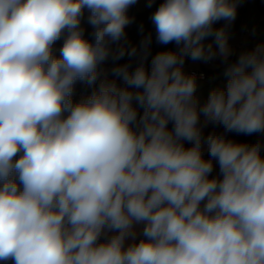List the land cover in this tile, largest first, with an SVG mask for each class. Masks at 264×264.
<instances>
[{
  "label": "clouds",
  "instance_id": "1",
  "mask_svg": "<svg viewBox=\"0 0 264 264\" xmlns=\"http://www.w3.org/2000/svg\"><path fill=\"white\" fill-rule=\"evenodd\" d=\"M136 3L0 0V262L264 264V142L203 132L264 133V44L240 53L198 108L184 57L227 61L228 34L213 26L236 18V0H164L150 17L157 43L182 47L158 52L150 71V35L111 48ZM138 52L134 69L111 70L125 87L105 77L73 103L77 81L94 85L110 56Z\"/></svg>",
  "mask_w": 264,
  "mask_h": 264
},
{
  "label": "trees",
  "instance_id": "2",
  "mask_svg": "<svg viewBox=\"0 0 264 264\" xmlns=\"http://www.w3.org/2000/svg\"><path fill=\"white\" fill-rule=\"evenodd\" d=\"M254 1L258 9L260 10V12L264 13V0H254ZM163 2L164 0H153L151 7H146L144 9H141V11L134 10L132 9V7H130L128 9L127 14L131 18L132 22L128 26H126L125 36L121 39V41L111 45L113 52H115L122 46L125 47L126 49H130L132 46H136L139 49L141 40L150 35L151 36L150 52H149V55L147 56V59L144 61V66L146 70L150 71L151 70V60L158 52L165 51V50H172L175 52L179 51L182 45H177L175 42H172L169 44H159L157 43V40H156L155 26L152 23L150 17L157 10L159 5ZM244 9H245L244 6L239 7L237 14H236V18L233 21H231L230 27H232L231 28L232 30H236L239 27V23L242 18ZM88 17H89V11L85 9L84 15L81 19V27L84 29L85 38L91 41L92 40L91 33L93 32V27L92 25L88 23ZM222 22H224V20L216 22L213 27L215 28L216 25ZM251 30H252L253 36L255 35L260 40L259 44H264V19H262L259 23L254 24ZM208 38H211V37H208ZM255 47L256 46L249 47V49L252 50ZM188 58L190 57L185 56L184 60ZM233 59L230 58L227 61V63L229 64L230 62H233ZM234 60L236 62L237 58H235ZM128 62H131V66L134 69L140 62V53L138 52L137 56H134V57H129L128 55H125L122 59L118 61H114L111 56L108 58V60H106V64L111 69L115 66V64H124ZM116 83L119 86L121 85L122 87H125L123 81L118 78H116ZM207 99L204 100L203 104L207 102ZM73 103H77V102L73 100ZM138 111L140 114H142L143 109L140 108ZM168 127L169 128L172 127L171 123L168 125ZM219 128L221 129L222 134L225 135L227 139H231L237 142H246L249 144L255 143L257 140L264 142V133H256L253 135H243V134H237L235 132L225 133L222 125H219ZM185 146L190 147L191 145L185 142ZM262 155H264V152H262ZM204 156L205 158H207L208 157L207 153H205ZM142 238L143 237L140 236L139 239H142ZM0 264H4V262H0Z\"/></svg>",
  "mask_w": 264,
  "mask_h": 264
},
{
  "label": "crops",
  "instance_id": "3",
  "mask_svg": "<svg viewBox=\"0 0 264 264\" xmlns=\"http://www.w3.org/2000/svg\"><path fill=\"white\" fill-rule=\"evenodd\" d=\"M131 7L134 10L141 11V9L148 7V0H137V3L132 5ZM254 12L256 14L251 23L249 22L246 23V15L248 14L244 15L241 21V27L239 29L237 28L236 30H232L231 29L232 27H230L231 22H227V21H224L215 26L216 29L224 27L228 34L229 37L228 43L232 50V54L228 57L227 61L230 58L238 59L240 53L244 51H248L250 50L249 47L257 46L259 44L260 40L258 39V37L255 38L256 36L255 37L253 36L251 29L254 26V24L259 23V21H261L264 18H262L261 14L259 13V11H256V9H254ZM250 25H252V27H250ZM209 43L212 44L213 49H216L214 37L205 39L204 41L205 46H207ZM179 51H177V53H179ZM234 59L233 62H230L229 64L234 63L235 62ZM227 61L223 60V58L220 57L219 55H217L214 59H211L207 62H204L202 60H192L191 58L184 60V63L182 65V70L185 74H187L188 70L191 69L203 70L205 72V78H195L197 84L195 97L198 101V108L203 106L204 100L209 97V94L213 89L226 87L227 77L224 75V72L226 67L229 65ZM203 123H204V116L203 114H201L200 124ZM203 132L205 136L210 132H215L218 135L222 134V131L219 128V126L213 124H208L206 127H204ZM208 158L209 157L205 159ZM213 163H214V172L212 174L216 175L219 168H218V164L215 161H213ZM141 229L142 226H137L138 232ZM139 238L140 236L137 237V242ZM131 242H132L131 240L127 241L126 246L128 243ZM7 264H12V262L9 261L7 262Z\"/></svg>",
  "mask_w": 264,
  "mask_h": 264
},
{
  "label": "built area",
  "instance_id": "4",
  "mask_svg": "<svg viewBox=\"0 0 264 264\" xmlns=\"http://www.w3.org/2000/svg\"><path fill=\"white\" fill-rule=\"evenodd\" d=\"M90 15V12H89ZM66 35V34H65ZM64 36L61 37L53 46L54 48V54L56 56H59V49L62 47L63 42H64ZM111 68L106 64V61L99 66V71H100V78L97 80L96 84L94 85H88L85 82L77 81L74 84V89H73V95L72 99L75 102H80L83 99H86L91 93L96 90L99 86L100 80L104 79L105 77L108 80H116V77L112 75ZM186 75L193 76L194 78H205V72L203 70H197V69H191L187 72ZM118 85V84H117ZM119 86V85H118ZM120 87H122L120 85ZM139 110V109H138Z\"/></svg>",
  "mask_w": 264,
  "mask_h": 264
},
{
  "label": "rangeland",
  "instance_id": "5",
  "mask_svg": "<svg viewBox=\"0 0 264 264\" xmlns=\"http://www.w3.org/2000/svg\"><path fill=\"white\" fill-rule=\"evenodd\" d=\"M236 3H237V11H238L239 7H241V6L245 7L242 18L244 17V15L248 14V15H246V23H248V22L251 23L252 20L254 19L255 14H256L254 12V9H256V11H259L262 18H264V13L260 12V10L258 9L254 0H236ZM242 18L240 20L238 29L241 27ZM250 27H252V25H250ZM254 37H255V35H254ZM255 38H257V37H255Z\"/></svg>",
  "mask_w": 264,
  "mask_h": 264
}]
</instances>
